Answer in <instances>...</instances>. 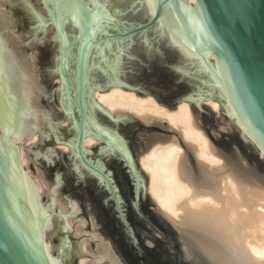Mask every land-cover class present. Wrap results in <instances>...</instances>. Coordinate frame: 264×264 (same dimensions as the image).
Here are the masks:
<instances>
[{
  "label": "water",
  "instance_id": "water-1",
  "mask_svg": "<svg viewBox=\"0 0 264 264\" xmlns=\"http://www.w3.org/2000/svg\"><path fill=\"white\" fill-rule=\"evenodd\" d=\"M194 1L0 0V264H262L225 227L165 215L145 169L177 148L197 193L264 187V0ZM114 92L190 105L232 175L172 125L116 120Z\"/></svg>",
  "mask_w": 264,
  "mask_h": 264
},
{
  "label": "bare ground",
  "instance_id": "bare-ground-1",
  "mask_svg": "<svg viewBox=\"0 0 264 264\" xmlns=\"http://www.w3.org/2000/svg\"><path fill=\"white\" fill-rule=\"evenodd\" d=\"M191 0V6L195 4ZM99 103L111 108L116 120L134 116L143 124L172 125L173 134L183 136L197 151L204 164L216 166V172L230 174V161L215 154L204 131H197L190 105L180 113L166 110L155 98L116 93L100 96ZM98 139L87 138L95 145ZM177 148L159 149L145 156V169H151L152 192L161 200L165 215L179 222L192 223L194 216L221 225L233 239L244 242L256 263L264 264V187L249 184L241 178L216 179L215 193L209 189L197 193L182 176L183 156Z\"/></svg>",
  "mask_w": 264,
  "mask_h": 264
},
{
  "label": "snow or ice",
  "instance_id": "snow-or-ice-1",
  "mask_svg": "<svg viewBox=\"0 0 264 264\" xmlns=\"http://www.w3.org/2000/svg\"><path fill=\"white\" fill-rule=\"evenodd\" d=\"M164 7H165L166 15L174 11V8L170 3H166ZM182 7L185 12L190 11L186 4L182 5ZM77 15H79L78 11H77ZM3 88H4L3 51H2V45H0V117H2L3 114V100H4ZM12 151H16V150H12ZM10 154L11 152L5 153V155H10ZM200 256L203 260V264H225V261L221 260L218 253L212 249H202L200 252ZM52 264H57V261L53 260ZM227 264H237V262L233 259L228 261Z\"/></svg>",
  "mask_w": 264,
  "mask_h": 264
},
{
  "label": "rangeland",
  "instance_id": "rangeland-1",
  "mask_svg": "<svg viewBox=\"0 0 264 264\" xmlns=\"http://www.w3.org/2000/svg\"><path fill=\"white\" fill-rule=\"evenodd\" d=\"M208 137V136H207ZM209 138V137H208ZM209 140L211 141V143L213 144V146L216 147V145L214 144V142L209 138ZM227 159H229V156H225Z\"/></svg>",
  "mask_w": 264,
  "mask_h": 264
}]
</instances>
